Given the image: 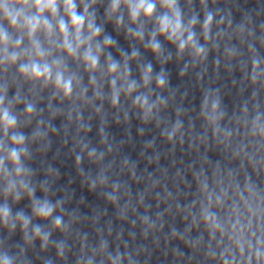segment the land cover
I'll return each instance as SVG.
<instances>
[{
	"label": "clouds",
	"instance_id": "1",
	"mask_svg": "<svg viewBox=\"0 0 264 264\" xmlns=\"http://www.w3.org/2000/svg\"><path fill=\"white\" fill-rule=\"evenodd\" d=\"M97 2L98 0H0V196L4 198L3 203H0V226L7 228L11 234L19 225L27 246L39 239L41 247L47 248L52 230H67L63 217L54 215L58 209L62 210L61 203L54 204L47 196L43 199L35 196L33 171L25 164V160L31 157L29 142L47 136V130L42 127V110H37L40 93L51 89L49 109L53 99L72 100L74 103L79 100L89 106H93L95 100L108 99L111 106L118 109L123 95L138 110L144 123L155 118L159 124V112L167 107L168 100L162 94H155L153 99L152 86L154 84L155 89L159 90L166 89L168 76L163 67L154 74L151 62H141V52L136 45L139 44L150 52L161 64L172 58L170 52L166 53L161 37L177 49L178 58L183 57L185 52L189 53L193 65L204 61L208 55L207 43L212 37L217 14L215 10L208 8V0H200L204 17L199 35L195 31L196 25L201 23L199 16L193 13L186 19L179 0H107L104 21L112 23L118 34L123 32L124 38L129 41L130 50L121 48L118 40L105 32V23H98ZM219 23H223V18ZM254 35L253 29L246 30V24L237 26L240 43L247 41L250 53L247 75L253 85L264 79V56L259 54L253 42ZM200 36H203L205 44L200 43ZM259 43L264 48V39ZM112 48L119 53V60L109 51ZM224 55L231 62L238 57L239 49L235 46L225 48ZM133 61L139 70V80L131 76ZM70 62L88 75L87 85L83 83L81 73L71 69ZM186 71L187 65L181 69L180 75L183 76ZM104 82H107L110 89L107 94L103 91ZM89 87L93 91L91 99L87 96ZM13 88L15 91L9 96ZM21 104L23 108L18 111ZM101 111L102 105L95 107L96 113ZM57 114L56 111L51 113L52 116ZM179 115L180 111L177 110V116ZM225 115L218 94L211 90L205 92L200 116L212 127L214 134L219 132L220 121ZM33 118L37 119V123L29 136L21 128L31 124ZM76 119L81 127L87 128L81 122L79 111ZM181 129L182 122L177 118L171 129H164L161 134L169 142H173ZM100 132L103 143L107 138L103 127ZM249 132L253 138L258 137L264 141L261 113H256ZM230 136L231 132H226L225 140ZM84 152H87L89 160L96 163L104 158V153L97 154L96 148L86 143L81 144V154L76 157L77 165ZM233 155L234 158L241 157V168L244 167L245 159L255 168L254 158L246 155L244 147ZM196 178L206 201L199 212V223L203 224L209 235L206 257L215 264H264V198L258 194L250 178L246 177L242 191L238 185L235 187L233 200H229L227 189H222L218 195L209 192L202 173ZM98 185H108L104 169L89 182L90 189L94 190ZM41 187L47 193V187ZM111 187L112 191L107 194V199L115 204L120 185L113 183ZM25 196L30 202L31 215L23 209L13 213L9 199L16 204ZM121 215L123 216V212ZM34 219L49 221L51 229L46 230L42 224L33 223ZM143 223L149 224L147 217ZM196 224L194 218L193 225ZM173 236H176L175 229ZM212 241H215V249L211 247ZM192 246L196 247V244ZM56 248L58 256L63 257L64 242H57ZM25 251L21 247L19 254H12L0 242V264H25ZM99 251L106 257L107 264H122L124 254L119 251L115 254L108 252L106 242H101ZM86 264H93V257H88Z\"/></svg>",
	"mask_w": 264,
	"mask_h": 264
}]
</instances>
